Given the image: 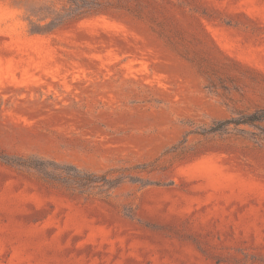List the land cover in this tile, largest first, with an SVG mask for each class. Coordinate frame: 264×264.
Here are the masks:
<instances>
[{
    "label": "rangeland",
    "instance_id": "obj_1",
    "mask_svg": "<svg viewBox=\"0 0 264 264\" xmlns=\"http://www.w3.org/2000/svg\"><path fill=\"white\" fill-rule=\"evenodd\" d=\"M260 111L264 0H0V264H264Z\"/></svg>",
    "mask_w": 264,
    "mask_h": 264
},
{
    "label": "trees",
    "instance_id": "obj_2",
    "mask_svg": "<svg viewBox=\"0 0 264 264\" xmlns=\"http://www.w3.org/2000/svg\"><path fill=\"white\" fill-rule=\"evenodd\" d=\"M264 121V112L263 111H260V112H257L251 116H249L247 118V120L245 122H243L244 124H255V123H259V122H263ZM231 122L230 121H225V122H222V123H219L216 127L217 128H212L209 130V133H217V132H220L222 131L223 129H225ZM21 166V165H20ZM92 183L91 180H88Z\"/></svg>",
    "mask_w": 264,
    "mask_h": 264
}]
</instances>
